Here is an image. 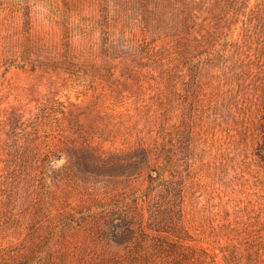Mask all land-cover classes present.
Returning a JSON list of instances; mask_svg holds the SVG:
<instances>
[{
	"label": "trees",
	"instance_id": "16d2710c",
	"mask_svg": "<svg viewBox=\"0 0 264 264\" xmlns=\"http://www.w3.org/2000/svg\"><path fill=\"white\" fill-rule=\"evenodd\" d=\"M92 4L97 14L85 15V22L74 11L55 19L64 39L61 60L52 62L61 61L62 70L76 74L81 56L72 38L81 33L92 45L99 39L100 51L85 54L83 71L85 83L100 89L99 95L109 91L113 99H192L208 115L190 117L178 105H162L151 114L152 103L124 127L126 150L85 144V188H92L96 202L104 199L99 209L85 210V264H235L224 244L215 243L221 238L231 243L228 232L234 230L242 244L245 229L259 220L251 214L244 219L247 208L244 213L241 208L227 210V221L212 220L205 239L199 210L189 208L188 198L199 184L198 149L208 143L210 130L226 132L235 172L251 163L249 158L264 165V0H85V6ZM7 9L23 10L30 46L21 51L25 64L57 69L48 64L50 45L30 36L29 5L0 2V16ZM133 85L136 90L125 95ZM51 115L48 105L42 107L27 125L30 130L19 118L8 117L14 147L7 152L2 175L6 198L0 203L11 211L22 208L32 235L72 224L54 205L55 157L43 138ZM118 180L142 185L118 189ZM47 237L51 247L52 237ZM253 248L255 256L249 250V261L238 264H264L260 246ZM50 251L44 257L36 250L26 264H50Z\"/></svg>",
	"mask_w": 264,
	"mask_h": 264
},
{
	"label": "rangeland",
	"instance_id": "374dc122",
	"mask_svg": "<svg viewBox=\"0 0 264 264\" xmlns=\"http://www.w3.org/2000/svg\"><path fill=\"white\" fill-rule=\"evenodd\" d=\"M0 2L29 5L32 27L30 36L34 40L41 38L50 45L52 59L48 64L57 67L46 68L43 64L42 67L32 69L31 64H25L21 51L30 46L26 39L28 33L25 31L23 10H5L0 16V200L6 198V185L2 183L5 177L2 175L6 173V159L9 158L7 152L14 147L12 136L9 137L8 134V117L19 118V123L24 122V126H27L41 112L42 107L48 105L53 115L48 120L45 132L43 131L46 134L43 138L55 157L53 169L57 178L52 185L55 193L54 205L67 213L72 223L63 229L55 228L53 233H50L53 229L48 228L32 235L29 232V218L23 217L22 208L11 211L0 203V264H26L36 250H42L44 257H48V251L51 250L50 264H85V210L99 209V205L104 203V199L102 202L92 199V188H85V144L126 150L128 143L125 142L124 127L136 122L152 103L154 106L150 110L151 114L162 105H178L184 115L197 119L205 117L208 112L192 99H127L126 96L123 99H113L109 91L99 95L101 90L90 88L85 83L83 73L85 54L99 53V39L92 45L85 42L81 33L72 38L75 52L81 56L76 60L79 63L75 66L77 73L70 74L62 70L61 61L52 62L61 60L58 52L62 50L64 39L62 26L55 19L62 20L66 11H74L77 19L81 18L85 22V15L97 14L94 4L85 6V0ZM42 58L48 61L45 55ZM135 90V85L129 86L125 88L124 94ZM30 129L27 126L26 130ZM22 140L23 138H19L18 142ZM228 140L225 131L219 129L215 133L210 130L208 143L198 149L202 158L195 164L199 184L194 185L193 190L196 193L188 198V202L189 208L199 210L198 223L202 224L200 231L205 239L211 233L212 220L214 223L227 221V210L234 212L235 208H241L244 213L247 208L249 213H245L244 219L248 220V215L251 214L252 220H259L258 224L245 229L243 234L246 239L242 244L234 238V230L228 232L232 237L231 243L227 244L226 238L215 243L217 247L224 244L230 259L238 264L249 261V250L253 253L251 258L255 256L253 247L260 246V250L264 252V165L256 158H249L251 163L242 164L238 168L240 172H235L231 160L234 152ZM242 157H236V161ZM63 173L66 176L62 177ZM141 183L142 181L118 180V189L127 185L140 186ZM25 207L26 205L23 210ZM234 216L233 213L230 218L233 219ZM50 235L53 241L51 247L47 246V236ZM203 243L207 245L206 242ZM216 251L223 261L220 248Z\"/></svg>",
	"mask_w": 264,
	"mask_h": 264
}]
</instances>
